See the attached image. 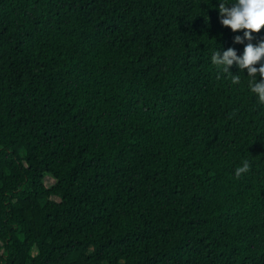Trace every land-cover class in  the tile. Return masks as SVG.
I'll return each mask as SVG.
<instances>
[{"label":"trees","instance_id":"obj_1","mask_svg":"<svg viewBox=\"0 0 264 264\" xmlns=\"http://www.w3.org/2000/svg\"><path fill=\"white\" fill-rule=\"evenodd\" d=\"M218 2L0 0V264H264V104L211 63L249 43Z\"/></svg>","mask_w":264,"mask_h":264},{"label":"clouds","instance_id":"obj_2","mask_svg":"<svg viewBox=\"0 0 264 264\" xmlns=\"http://www.w3.org/2000/svg\"><path fill=\"white\" fill-rule=\"evenodd\" d=\"M216 7L223 26L230 27L233 32L244 30L242 36H235L234 42L244 44L247 40L249 43L245 44L241 54L233 47L213 50L211 63L219 73L230 77L233 85H240L241 78L232 74L231 66L235 64L240 70L239 73H244L246 69L247 75H243L247 78L246 87L249 93L255 96L259 103L264 104V63H261L264 60V40L257 44L250 42L254 38L253 33L259 32L264 26V0H219ZM249 169L250 164L245 160L241 167L236 168L235 175L239 177Z\"/></svg>","mask_w":264,"mask_h":264},{"label":"rangeland","instance_id":"obj_3","mask_svg":"<svg viewBox=\"0 0 264 264\" xmlns=\"http://www.w3.org/2000/svg\"><path fill=\"white\" fill-rule=\"evenodd\" d=\"M55 179L50 174H45L44 184L45 186H51L54 183Z\"/></svg>","mask_w":264,"mask_h":264}]
</instances>
